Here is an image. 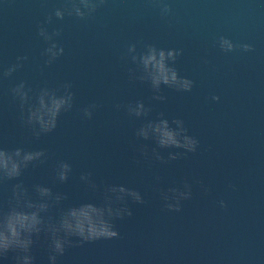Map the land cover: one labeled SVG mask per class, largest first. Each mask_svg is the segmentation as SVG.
<instances>
[{"label": "water", "instance_id": "water-1", "mask_svg": "<svg viewBox=\"0 0 264 264\" xmlns=\"http://www.w3.org/2000/svg\"><path fill=\"white\" fill-rule=\"evenodd\" d=\"M0 264H264V0H0Z\"/></svg>", "mask_w": 264, "mask_h": 264}]
</instances>
